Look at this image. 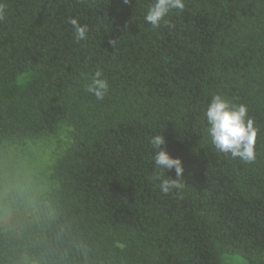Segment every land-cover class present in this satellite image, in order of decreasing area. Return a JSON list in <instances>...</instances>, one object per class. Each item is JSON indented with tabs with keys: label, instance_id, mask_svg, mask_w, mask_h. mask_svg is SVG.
<instances>
[{
	"label": "trees",
	"instance_id": "16d2710c",
	"mask_svg": "<svg viewBox=\"0 0 264 264\" xmlns=\"http://www.w3.org/2000/svg\"><path fill=\"white\" fill-rule=\"evenodd\" d=\"M152 2L0 0V146L62 124L72 138L52 168L51 217L24 238L0 230V264H264V0H185L160 27L144 19ZM97 69L101 100L86 91ZM217 94L246 105L253 159L212 144ZM156 134L183 164L168 194L150 179Z\"/></svg>",
	"mask_w": 264,
	"mask_h": 264
},
{
	"label": "rangeland",
	"instance_id": "374dc122",
	"mask_svg": "<svg viewBox=\"0 0 264 264\" xmlns=\"http://www.w3.org/2000/svg\"><path fill=\"white\" fill-rule=\"evenodd\" d=\"M71 141L69 126L62 124L51 136L0 146V230L24 238L51 217L52 168ZM11 264L34 263L19 255ZM222 264L250 263L238 254H224Z\"/></svg>",
	"mask_w": 264,
	"mask_h": 264
},
{
	"label": "clouds",
	"instance_id": "9594fccd",
	"mask_svg": "<svg viewBox=\"0 0 264 264\" xmlns=\"http://www.w3.org/2000/svg\"><path fill=\"white\" fill-rule=\"evenodd\" d=\"M123 2L127 4L130 0H123ZM185 7V0H153L147 6L144 19L153 27H160L162 23L168 25L166 17L173 10L183 11ZM70 23L78 41L87 38V25L80 24L76 17H71ZM108 89V80L104 77L103 71L97 69L92 74L90 82L86 84V91L101 100L107 94ZM205 116L209 124L208 135L219 152L230 154L233 158L239 157L245 161L254 158L257 129L253 120L247 117L246 105L232 104L217 94L211 98ZM149 143L153 149L151 161L157 170L150 179L159 181L160 191L164 194H168L173 189L182 188L179 179L184 171L181 158L171 156L167 149L162 147L164 137L161 134L150 137ZM173 168L176 174L175 179L161 175L163 170Z\"/></svg>",
	"mask_w": 264,
	"mask_h": 264
}]
</instances>
